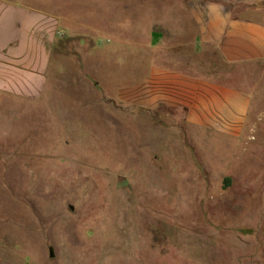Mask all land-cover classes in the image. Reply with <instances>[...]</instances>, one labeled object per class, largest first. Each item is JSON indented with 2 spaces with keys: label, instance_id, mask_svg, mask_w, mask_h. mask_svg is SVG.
<instances>
[{
  "label": "rangeland",
  "instance_id": "1",
  "mask_svg": "<svg viewBox=\"0 0 264 264\" xmlns=\"http://www.w3.org/2000/svg\"><path fill=\"white\" fill-rule=\"evenodd\" d=\"M29 2L79 35L46 94L0 95V264H264V82L241 138L196 130L117 97L185 0Z\"/></svg>",
  "mask_w": 264,
  "mask_h": 264
},
{
  "label": "crops",
  "instance_id": "2",
  "mask_svg": "<svg viewBox=\"0 0 264 264\" xmlns=\"http://www.w3.org/2000/svg\"><path fill=\"white\" fill-rule=\"evenodd\" d=\"M185 1L170 21L151 23L158 42L138 50L143 63L150 56L149 70L139 71L133 85L123 84L117 97L171 110L168 114H178L196 130L241 138L251 128V90L264 82V0ZM78 35L63 25L62 16L29 0H0V95L37 99L46 94L58 66L56 53ZM94 56L92 73L100 82L102 61ZM246 66L259 69L257 77H249L250 90L242 75L236 77Z\"/></svg>",
  "mask_w": 264,
  "mask_h": 264
}]
</instances>
